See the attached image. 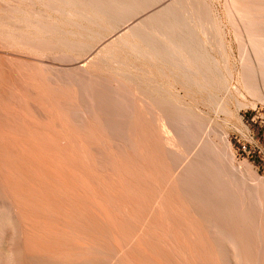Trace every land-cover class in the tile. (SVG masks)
I'll return each instance as SVG.
<instances>
[{
  "label": "rangeland",
  "instance_id": "obj_1",
  "mask_svg": "<svg viewBox=\"0 0 264 264\" xmlns=\"http://www.w3.org/2000/svg\"><path fill=\"white\" fill-rule=\"evenodd\" d=\"M0 264H264V0H0Z\"/></svg>",
  "mask_w": 264,
  "mask_h": 264
}]
</instances>
